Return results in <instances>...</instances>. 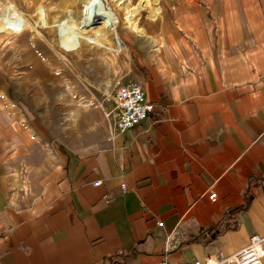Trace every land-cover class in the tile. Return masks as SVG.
<instances>
[{
    "label": "crops",
    "instance_id": "crops-1",
    "mask_svg": "<svg viewBox=\"0 0 264 264\" xmlns=\"http://www.w3.org/2000/svg\"><path fill=\"white\" fill-rule=\"evenodd\" d=\"M245 34L222 33L235 47ZM254 36L228 79L190 96L138 76L155 111L126 132L113 111L104 134L95 120L56 138L53 115L41 126L0 74V264H194L264 236V31Z\"/></svg>",
    "mask_w": 264,
    "mask_h": 264
},
{
    "label": "rangeland",
    "instance_id": "rangeland-1",
    "mask_svg": "<svg viewBox=\"0 0 264 264\" xmlns=\"http://www.w3.org/2000/svg\"><path fill=\"white\" fill-rule=\"evenodd\" d=\"M1 1L17 4L32 28L19 35L0 32V74L7 78L10 92L22 96L23 109L38 116L41 126L47 124V115H53L56 138L88 121L100 122L103 134L105 128L110 130L120 81L151 78L164 93L187 97L198 82L228 79V58L238 53L248 58L260 39L254 32L264 31V0H150V7L138 9L141 31L129 27L127 16L130 9L145 2L132 0L130 4H112L118 17L116 31L127 51L117 54L106 49L116 47L112 36H107L102 46L85 42L79 51H65L52 21L66 10L81 11L82 0L77 4L70 0ZM40 5L49 8L52 20L48 26L38 24L35 8ZM157 7L161 13L151 18V9ZM98 29L105 30L103 19L84 32L92 35ZM223 32L246 34L242 45L235 47ZM251 73L253 69H247L239 75L249 77Z\"/></svg>",
    "mask_w": 264,
    "mask_h": 264
},
{
    "label": "bare ground",
    "instance_id": "bare-ground-1",
    "mask_svg": "<svg viewBox=\"0 0 264 264\" xmlns=\"http://www.w3.org/2000/svg\"><path fill=\"white\" fill-rule=\"evenodd\" d=\"M72 4H77V0H70ZM81 1V0H80ZM132 0H82L83 8L81 11H64L61 15L53 19L51 26L56 28L59 36V45L65 51H79L85 42L102 46L107 36H112L116 47H105L115 53L127 51V44L116 31L118 17L112 11V4H130ZM158 0H156L157 2ZM138 7L128 11L127 23L130 28L141 31L137 25V15L139 7L151 6L150 0H144ZM36 14L39 17L38 24L43 26L50 25L49 8L43 5L36 6ZM161 7L151 9V18H156L161 13ZM98 19H103L105 30L98 29L92 35L84 30L94 24ZM154 20V19H153ZM33 23V22H32ZM37 25V24H36ZM32 28V24L26 14L21 11L17 4H5L0 0V32L7 35H19ZM54 29V28H53ZM32 32V31H31ZM139 36H144L145 32H137ZM154 40V39H153ZM157 43V42H156ZM154 44V42H153ZM158 44V43H157ZM130 45V44H129ZM155 46V45H154ZM161 46V45H160ZM160 50V47L156 49Z\"/></svg>",
    "mask_w": 264,
    "mask_h": 264
},
{
    "label": "built area",
    "instance_id": "built-area-1",
    "mask_svg": "<svg viewBox=\"0 0 264 264\" xmlns=\"http://www.w3.org/2000/svg\"><path fill=\"white\" fill-rule=\"evenodd\" d=\"M115 103V126L120 132H126L141 124L155 111V104L149 98L147 90L136 81H120L117 84ZM99 184V181L94 182V185ZM122 188L126 190V185L122 184ZM209 198L216 201L217 193H210ZM160 225H163V222H160ZM160 264L169 263L164 259ZM194 264H264V236L254 234L241 250L234 253H208L204 259H198Z\"/></svg>",
    "mask_w": 264,
    "mask_h": 264
}]
</instances>
